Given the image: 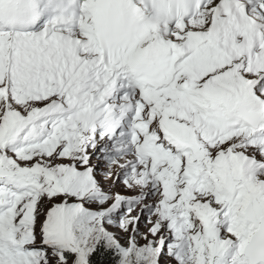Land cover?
<instances>
[{
  "label": "snow or ice",
  "instance_id": "1",
  "mask_svg": "<svg viewBox=\"0 0 264 264\" xmlns=\"http://www.w3.org/2000/svg\"><path fill=\"white\" fill-rule=\"evenodd\" d=\"M0 264H264V0H0Z\"/></svg>",
  "mask_w": 264,
  "mask_h": 264
}]
</instances>
